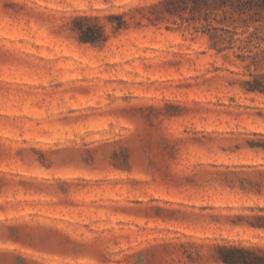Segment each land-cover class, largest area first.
I'll return each instance as SVG.
<instances>
[{
    "label": "rangeland",
    "instance_id": "1",
    "mask_svg": "<svg viewBox=\"0 0 264 264\" xmlns=\"http://www.w3.org/2000/svg\"><path fill=\"white\" fill-rule=\"evenodd\" d=\"M164 1L0 0V264L264 249V95L245 89L264 74V20L236 16L218 53L203 16Z\"/></svg>",
    "mask_w": 264,
    "mask_h": 264
},
{
    "label": "trees",
    "instance_id": "2",
    "mask_svg": "<svg viewBox=\"0 0 264 264\" xmlns=\"http://www.w3.org/2000/svg\"><path fill=\"white\" fill-rule=\"evenodd\" d=\"M164 7L166 12L171 15H181L185 12L192 14L199 13L208 23V30L215 31L211 47L218 53L231 49L235 40L237 22L236 16L241 18L248 29L252 23L262 22L264 20V0H165ZM218 12H222L223 17L218 24L224 27H215L212 19L215 21ZM77 21L82 24L78 25L75 30L79 38L84 43L97 44L102 40L104 32L97 25H90L92 20L89 18H80ZM121 29V26L119 27ZM234 29V30H233ZM223 34L218 36V32ZM250 35L245 42L249 46L253 41ZM247 93H257L264 95V74L257 75L252 81L245 83ZM264 219V218H262ZM219 260L224 264H264V249L250 248L241 245H224L219 247Z\"/></svg>",
    "mask_w": 264,
    "mask_h": 264
}]
</instances>
